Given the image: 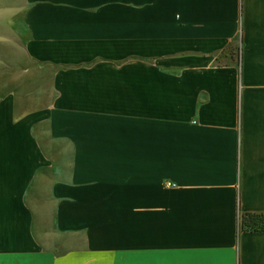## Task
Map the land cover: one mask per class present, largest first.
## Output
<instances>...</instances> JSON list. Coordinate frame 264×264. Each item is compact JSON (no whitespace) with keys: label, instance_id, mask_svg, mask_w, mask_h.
I'll return each instance as SVG.
<instances>
[{"label":"crops","instance_id":"0c3cea01","mask_svg":"<svg viewBox=\"0 0 264 264\" xmlns=\"http://www.w3.org/2000/svg\"><path fill=\"white\" fill-rule=\"evenodd\" d=\"M19 2L0 264H264V0Z\"/></svg>","mask_w":264,"mask_h":264},{"label":"rangeland","instance_id":"374dc122","mask_svg":"<svg viewBox=\"0 0 264 264\" xmlns=\"http://www.w3.org/2000/svg\"><path fill=\"white\" fill-rule=\"evenodd\" d=\"M20 0H0V83L7 77L5 73V66L8 59L4 56V53L12 52L10 44L13 43L12 37L16 34L10 31L12 29L7 21L18 19ZM10 43V44H9ZM11 50V51H9ZM16 50H18L16 48ZM18 53V51H15Z\"/></svg>","mask_w":264,"mask_h":264},{"label":"trees","instance_id":"16d2710c","mask_svg":"<svg viewBox=\"0 0 264 264\" xmlns=\"http://www.w3.org/2000/svg\"><path fill=\"white\" fill-rule=\"evenodd\" d=\"M237 225L242 230H264V213L243 212L239 215Z\"/></svg>","mask_w":264,"mask_h":264},{"label":"built area","instance_id":"2783aa9c","mask_svg":"<svg viewBox=\"0 0 264 264\" xmlns=\"http://www.w3.org/2000/svg\"><path fill=\"white\" fill-rule=\"evenodd\" d=\"M167 184H169V183L167 182Z\"/></svg>","mask_w":264,"mask_h":264}]
</instances>
